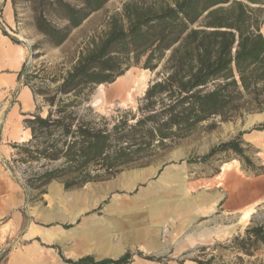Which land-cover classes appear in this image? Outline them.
<instances>
[{"label": "trees", "instance_id": "16d2710c", "mask_svg": "<svg viewBox=\"0 0 264 264\" xmlns=\"http://www.w3.org/2000/svg\"><path fill=\"white\" fill-rule=\"evenodd\" d=\"M108 0H10L16 22L25 21L42 39L60 46ZM25 4L26 17L17 5ZM264 0H124L104 29L91 36L63 73L37 85L24 80L32 95L47 105L45 114L24 118L30 137L14 145L16 159L27 165L23 186L39 193L53 180L65 189L114 176L152 145L182 138L213 117L223 121L242 109L264 105ZM14 42L15 39L11 38ZM131 66L155 72L136 112L113 122L90 104L94 89L112 83ZM24 65L18 72L23 75ZM129 117V118H128ZM131 120L133 122H131ZM261 128H264V123ZM241 135V133H240ZM244 156L238 140L219 143L192 161H206L217 151ZM196 264H264V226L246 228L226 243L200 246ZM233 252L225 261L216 250ZM208 251V252H207ZM118 258L85 255L71 264H128Z\"/></svg>", "mask_w": 264, "mask_h": 264}, {"label": "rangeland", "instance_id": "374dc122", "mask_svg": "<svg viewBox=\"0 0 264 264\" xmlns=\"http://www.w3.org/2000/svg\"><path fill=\"white\" fill-rule=\"evenodd\" d=\"M123 1L108 0L60 46L39 43L34 48L42 37L27 22L15 21L10 0H0V26L25 54L23 75L15 86L6 87L4 104L0 105V264H10L15 255L26 249L37 252L39 264H71L66 259L85 255L96 261L115 259L127 251L132 254L128 264H196L192 259L200 255L198 247L226 243L250 226H264V195L254 194L264 179V136L259 135L264 133V105L260 111L242 109L227 121L210 118L185 137L166 139L163 144L156 141L139 159L108 179L69 189L53 180L44 187V193L23 186L22 170L27 165L14 162V145L26 141H20V137L26 130L23 120L30 113L21 107L13 118L9 113L11 106L19 102L20 91V96L27 98L23 81L37 85L42 79L65 72ZM25 7L24 3L17 5L20 17H26L27 10L22 9ZM261 31L264 35V23ZM128 70L129 86L142 80L132 99L111 83L97 86L91 95L93 110L110 122L125 111L136 112L155 78V72L140 66ZM33 100L36 107L32 113L45 114L48 107L43 98L36 95ZM256 115L260 117L254 120ZM234 139L243 148L244 156L224 150L206 161H187ZM242 201L247 203L241 205ZM246 210L250 213L247 221L236 224ZM235 224V230L223 231ZM29 227L46 229L65 240L53 241L41 233L27 239L24 233ZM211 228L220 231L207 238L200 236L204 231L199 230ZM78 239H84L81 250L74 245ZM115 249L120 252L111 257L109 253ZM216 253H222L225 261L233 260L229 250L218 249ZM257 256L264 262L263 252ZM250 261L254 262V257H245V264Z\"/></svg>", "mask_w": 264, "mask_h": 264}, {"label": "crops", "instance_id": "0c3cea01", "mask_svg": "<svg viewBox=\"0 0 264 264\" xmlns=\"http://www.w3.org/2000/svg\"><path fill=\"white\" fill-rule=\"evenodd\" d=\"M4 29L0 26V105L4 104L5 94H6V87L11 88L15 86L18 82V72L22 68V65L25 60V54L23 53V48L17 44V42H14L11 40V38L6 37L4 34ZM25 88V93L27 94V98H23L20 96V92L18 93V104L15 103L11 106L10 110V116L11 118L15 117V114L19 107H21L24 112L26 113H32L34 108L36 107L35 102L33 100V95L30 91V89L27 86H23L22 89ZM20 89V90H22ZM21 99V100H20ZM28 129L24 130L23 135L20 137V141L27 140L30 137L29 132L27 133ZM264 132V130H263ZM259 135H263L264 133H261ZM258 137V135H256ZM261 164L264 165V160H261ZM260 186L257 188V190L254 192L258 196L264 195V179L260 181ZM55 191V190H54ZM254 201V200H253ZM247 202L242 201L241 205H245ZM78 212L71 217V219H75L78 215ZM39 233L43 235V237H46L53 241L59 240L55 238L61 237L63 241L65 240L64 237L60 236L59 234H55L53 232H50L46 229L37 230L33 227H29L28 230L24 233L25 238L30 239L32 237H39ZM53 237V238H52ZM61 241V243L63 242ZM84 239H78L74 241V245L77 250H81L84 244ZM119 254V253H118ZM101 257V256H98ZM115 257V256H114ZM20 258V259H19ZM40 257L38 256L36 251L28 250L20 252L19 254L15 255L11 261L10 264H19V261H24V264H30V261L33 260V264H39Z\"/></svg>", "mask_w": 264, "mask_h": 264}, {"label": "bare ground", "instance_id": "6f19581e", "mask_svg": "<svg viewBox=\"0 0 264 264\" xmlns=\"http://www.w3.org/2000/svg\"><path fill=\"white\" fill-rule=\"evenodd\" d=\"M128 72H129V70L126 71V73H125L126 75L123 74V75H120V76L116 77L115 81L112 82L111 84L114 85L115 89L118 90L120 93H124L125 92L127 99L130 100V99H132L133 91H135V89L138 87V84H142V80L140 79L138 81V83H136V85L129 86L128 83L126 82L127 79L129 78ZM259 117H260L259 115L254 116V120L259 119ZM186 203H188V202H186ZM186 203L184 205H186ZM249 214L250 213L247 210H246L245 213H242L238 217V220H237L236 224H239L242 220H246L249 217ZM236 224L234 226H231V225L227 226L223 231H233V230H235V228H237ZM199 231H204V232H201L200 236L204 235V237L207 238L209 236H212V234L218 233V232H215V231H220V230H217L216 228L215 229L211 228V229H201ZM55 239L59 240L60 242L63 241V239L61 237L55 238ZM119 252H120L119 249H115L114 251L111 252V254L109 253V255H111V257H114V256L116 257ZM20 264H24V261H20Z\"/></svg>", "mask_w": 264, "mask_h": 264}, {"label": "water", "instance_id": "95a60500", "mask_svg": "<svg viewBox=\"0 0 264 264\" xmlns=\"http://www.w3.org/2000/svg\"><path fill=\"white\" fill-rule=\"evenodd\" d=\"M116 258H118V257H116Z\"/></svg>", "mask_w": 264, "mask_h": 264}]
</instances>
